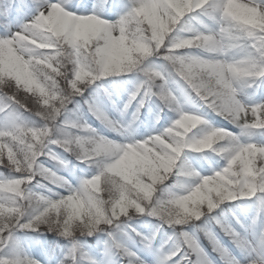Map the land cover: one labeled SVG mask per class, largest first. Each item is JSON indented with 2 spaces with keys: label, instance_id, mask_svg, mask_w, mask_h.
<instances>
[{
  "label": "clouds",
  "instance_id": "clouds-1",
  "mask_svg": "<svg viewBox=\"0 0 264 264\" xmlns=\"http://www.w3.org/2000/svg\"><path fill=\"white\" fill-rule=\"evenodd\" d=\"M129 2L33 0L38 15L27 27L13 30L0 19V101H17L13 120H0V224L7 226L0 264H41L26 247L28 231L54 233L97 264H127L108 254V241L148 217L158 221L153 234L171 229L168 240L177 255L188 252L190 264L199 259L186 235L222 264L199 242L215 232L217 216L235 221L236 235L224 233L234 264H264V0H197L195 18L185 15L191 0H160L155 9L156 0ZM117 7L115 19L105 18ZM133 74L139 82L121 115L141 91L148 95L132 121L109 117V124L91 112L114 139L84 119L76 98L94 85L108 92L97 82ZM209 92L231 128L191 115L189 101ZM153 97L175 119L162 133L136 139L140 110ZM57 148L77 163L58 155L63 167L47 166L41 158L53 161L48 155ZM215 157L222 166L203 174L199 162ZM80 165L90 174L77 176ZM53 200L63 206L46 212ZM30 222L33 229L23 227ZM90 237L103 245L98 255Z\"/></svg>",
  "mask_w": 264,
  "mask_h": 264
},
{
  "label": "snow or ice",
  "instance_id": "snow-or-ice-1",
  "mask_svg": "<svg viewBox=\"0 0 264 264\" xmlns=\"http://www.w3.org/2000/svg\"><path fill=\"white\" fill-rule=\"evenodd\" d=\"M135 4V0H130L128 7L131 8ZM162 6L160 0H156L155 3L152 4V8H158ZM201 11L197 0H191V3L185 7V15L189 18H195L196 14ZM31 15V19H25L28 15ZM38 15L36 8L33 5V0H0V19H7L13 25L14 22L23 21L20 23V27H27L28 24L34 19V16ZM71 86L73 88L77 87L75 83H72ZM199 88H196V91H199ZM104 94L111 99L110 93L104 91ZM148 95V92L141 91L140 96L135 97V100L138 97H143ZM139 99V100H140ZM215 100V95L211 92L203 95L202 102L211 110L215 111L217 108L216 103L213 101ZM85 103L88 105V109L92 112L95 116L99 119L111 124L112 121L109 119V116L105 113L102 108V100L98 98L94 99H86ZM17 101L13 97H7L4 100L0 101V120L3 121H12L14 118V114L12 112V106L16 105ZM125 107V106H124ZM124 109V108H123ZM191 115L201 117L204 120H207L202 115L198 114L197 112L191 111ZM162 133V130L157 131L155 134ZM58 154L55 152H49L48 158L52 159L57 166L63 167L61 161L57 158ZM214 171V169H213ZM62 202H57L55 200L51 201L46 209V212H52L60 209L62 207ZM216 224L222 230L223 233H227L230 235L235 236L236 233L233 232V224L228 222L226 219L217 216ZM39 220V217H37ZM34 223L30 222L24 224L23 227L26 229H33ZM7 227L4 224H0V229H4ZM19 227V225H18ZM131 226H128L130 228ZM135 233V237H139V240L142 239V243H140L143 248L142 250L150 252L156 257L155 264H190L189 256L187 251L179 252L177 255V249L171 248L170 250L166 251L163 246L159 249H156L153 246V242L156 239V235L151 233L150 235H143L137 234V232L132 228L131 232L127 231L126 236L122 235H113L110 237L108 241V254L111 253H118L123 259L127 261V264H144L145 259L139 254L138 251L133 250L130 246L135 240V237L132 235ZM65 234L70 235V230L66 229ZM208 239L212 242L215 254L219 257L222 264H234L233 256L229 247L226 244L218 239V235L215 232H207ZM2 239V236H0ZM187 243L191 249V254L198 257L199 264H213V259L208 256V254L201 249L199 244L197 243L196 239L192 238L191 236L185 237ZM48 264H50L52 258H54L55 253L52 251L48 252ZM76 258L83 261V264H97L96 258L88 253L77 250L76 246H73L70 250H67L63 258L57 261V264H65V262L69 259ZM41 264H45L44 261H40ZM3 264H9V261H3ZM29 264H35L34 261H29Z\"/></svg>",
  "mask_w": 264,
  "mask_h": 264
},
{
  "label": "trees",
  "instance_id": "trees-1",
  "mask_svg": "<svg viewBox=\"0 0 264 264\" xmlns=\"http://www.w3.org/2000/svg\"><path fill=\"white\" fill-rule=\"evenodd\" d=\"M124 2H126V0H115L116 5H120L121 3H124ZM116 11H119V7L114 9V12ZM0 28L3 29L2 27ZM157 63H159V61H157ZM135 78H136V75L133 74L131 76H125V77H120V78H109L106 81L97 82V84L103 83L104 88H107L108 93H111V99H109L108 96L104 94L103 88H101L98 92L94 91V89L96 88L95 85L93 86V88H90L86 92V94H84L83 97H77L76 100L79 104V108H80L81 113L84 116V119L89 124H91L93 127L101 131L103 134L116 139L117 136L114 133L109 132L105 128V126L89 111L88 105L85 103V100L86 99L91 100L90 97H95V98L102 100L103 103L101 106L103 110L105 111V113L111 118L109 114V107L110 106L115 107V105H121V106L123 105L122 101L125 98H129L130 93L133 91L132 89H133V83H134ZM113 79H116L118 81H123V83H118L116 85H113L112 84ZM113 101L115 103H113ZM75 106H76L75 104L70 105V107H75ZM162 107L163 105L161 104V102L155 97H153V100L149 101L146 104V106L140 110L139 120L136 121L137 125H140L143 119L146 117H148L150 120H152L153 117H156L160 125L165 120L172 121L173 119H175V113L168 111L167 108H164L163 111H160V108ZM188 107L190 111L197 112L198 114L205 117L208 121L213 123L215 126L231 128V125H229L226 121H224L219 116H217L213 110L208 108L206 105H204L202 101H199L198 99L195 103H192L191 101H189ZM132 119H133V116H132ZM136 128L138 130L139 129L141 130L139 126H136ZM55 150L61 158L65 160H70L72 161L73 164L77 163L73 157H71L68 153L64 152L62 149L57 148ZM193 155L198 156L199 154H193ZM41 159L44 160L47 166L52 167L54 170L57 169V165L54 161L48 160L43 157ZM199 163L205 170H211L213 169L211 165H214L215 169H219V167L222 166L223 161H221L218 157H215L213 160L206 161V162L200 161ZM4 171L5 170L3 169V167L0 166V172H4ZM61 174L65 176L68 175V173L63 170H61ZM85 174H90V173L87 172L84 165H80L76 169V175L81 176ZM75 182H76L75 179H73V183ZM40 191L44 192L45 195L48 194L46 189H41ZM222 207L226 208L227 205H223ZM218 212L219 211H217V213ZM232 220L235 223L234 219ZM156 224H158V221L153 218L144 219V220H133L130 222L131 227L127 228L126 230L128 232H131V229L135 228L138 232L142 233L143 235H150L152 231L154 230L153 226ZM214 231L222 239V241L226 245L229 246V248L233 247L230 241L228 240V238L224 235L222 230L219 228V226H214ZM162 232H164V235H160L161 231L156 235V239L153 242V246L156 249H159L161 246H163L164 249L166 250L167 247L172 243L169 240L168 241L165 240L166 237H168L167 235H165V232L171 233V230L165 227V229L162 230ZM132 235L135 237V233H132ZM28 237L29 239L26 242V247L31 252V255L34 256L37 260L44 261L45 264H48L47 254L49 251H52L55 253L54 258L56 259V261H58L59 259L63 258V256L68 250V241L61 237L56 236L54 233L41 234L37 232L28 231ZM100 239L102 240L103 237H101ZM135 240H136V243L130 245L133 248V250L138 251L139 254L146 261H148V264H155L154 255L151 254L150 252L142 250L143 246L139 243V237H135ZM199 242L203 245L205 249L208 250V252L213 257L216 256V254L212 252L210 242L208 241L206 237L204 239L201 238ZM88 244L92 246V251L94 255H98L99 254L98 249L103 247L102 244L98 243V240L96 237L88 238ZM52 261H53V258L50 264H53Z\"/></svg>",
  "mask_w": 264,
  "mask_h": 264
},
{
  "label": "rangeland",
  "instance_id": "rangeland-1",
  "mask_svg": "<svg viewBox=\"0 0 264 264\" xmlns=\"http://www.w3.org/2000/svg\"><path fill=\"white\" fill-rule=\"evenodd\" d=\"M88 3L90 5L92 3V1H89ZM105 18L115 19V12L113 11V14H111L109 16H106ZM25 19H31V15L29 14L27 17H25ZM22 22L23 21L14 22L13 25H12L13 30H15L20 25V23H22ZM3 32H4V30L0 29V34H3ZM138 82L139 81H138V79L136 77L135 80H134V83H133V89H132L133 91L135 90V86H136V84ZM85 94H86V92H85ZM128 99L129 98H125L123 100V107L122 108H119V106H116V107L113 108L112 112L109 111L110 116H111L112 119L121 120L122 122H130V121H132V116L136 113L137 107H139V99H140V97H138V99L136 101H133L132 105L128 108L126 113H123V115H121V112H122V110L124 108V104L127 102ZM152 100H153V98H152ZM117 114L119 116H117ZM171 122L172 121L165 120L160 125V123L158 122L156 117H153L152 120H150L148 117H146V118L143 119V121H142V123L140 125H137V123L134 125V127L139 126L141 128V130L139 129L138 132H137L136 139H143V138H146L149 135L155 134L157 131H160L163 128L169 126L171 124ZM149 147H151V145H149ZM0 166H2V165H0ZM211 166L214 168V165H211ZM201 170H202L203 174H211L213 169L205 170L201 166ZM217 211H219V210H217ZM145 219H151V217H148V218H145ZM229 220L231 221L233 226H235V224H234L233 220L231 219V217H229ZM169 230H171V229H169ZM160 234L164 235V232L160 233ZM165 235H167L169 237L170 235H172V231H171V233L165 232ZM168 237H166L165 240L168 241ZM172 247H173V245L170 244L167 247L166 251L170 250ZM154 259L156 261V257L155 256H154ZM52 263L53 264H57L56 259H53Z\"/></svg>",
  "mask_w": 264,
  "mask_h": 264
}]
</instances>
